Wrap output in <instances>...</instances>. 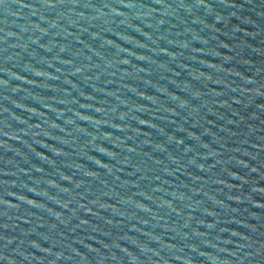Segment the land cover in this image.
Returning a JSON list of instances; mask_svg holds the SVG:
<instances>
[{
    "label": "water",
    "instance_id": "1",
    "mask_svg": "<svg viewBox=\"0 0 264 264\" xmlns=\"http://www.w3.org/2000/svg\"><path fill=\"white\" fill-rule=\"evenodd\" d=\"M0 264H264V0H0Z\"/></svg>",
    "mask_w": 264,
    "mask_h": 264
}]
</instances>
